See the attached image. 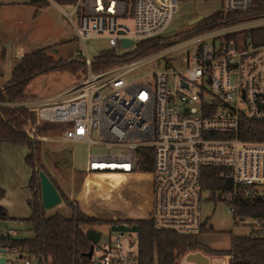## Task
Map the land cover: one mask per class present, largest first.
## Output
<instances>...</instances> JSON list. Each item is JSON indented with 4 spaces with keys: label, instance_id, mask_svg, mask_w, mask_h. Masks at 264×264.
<instances>
[{
    "label": "built area",
    "instance_id": "obj_1",
    "mask_svg": "<svg viewBox=\"0 0 264 264\" xmlns=\"http://www.w3.org/2000/svg\"><path fill=\"white\" fill-rule=\"evenodd\" d=\"M177 2L75 0L64 14L83 47L84 41L91 38H104L113 49L121 46V38H127L133 41V47L140 39L163 33ZM254 2L222 0V9L247 11ZM262 20L264 17L182 39L181 44H195L183 58V68H157L132 81L124 76L151 56L93 73L84 47L85 78L59 99L29 102L26 106L36 111L38 121L64 124L62 142L86 145L83 174L136 172L138 149L150 148L151 206L147 218L158 229L196 232L203 223V167L221 168V175L230 178L233 189L238 188L242 197L256 195L264 200V189H258L264 188V140L238 136L241 118L264 121V41L246 43L243 39L245 43L239 44L223 37L225 33L263 25ZM165 51L166 47L152 57ZM169 74L173 75L170 85ZM28 136L35 141L46 140V136L31 131ZM234 208V204L229 206L231 211ZM245 217L252 218L250 232L264 237V214L240 216L239 222L245 223ZM17 234L15 227H0L3 264H37L33 255L12 245L11 239ZM138 244L137 231H112L93 244L90 264H138ZM231 257L230 253L221 254L219 264H230Z\"/></svg>",
    "mask_w": 264,
    "mask_h": 264
},
{
    "label": "trees",
    "instance_id": "obj_2",
    "mask_svg": "<svg viewBox=\"0 0 264 264\" xmlns=\"http://www.w3.org/2000/svg\"><path fill=\"white\" fill-rule=\"evenodd\" d=\"M59 5H71L75 0H52ZM35 7L36 14L40 9L49 5V0H28ZM264 17V0H255L251 9L247 11H227L222 8L203 16L193 26L174 33H164L154 37L140 39L134 46L120 54L113 48H108L94 55L90 60L91 71H100L108 67L136 60L144 56L156 53L169 43V37H192L201 32L217 29L231 24ZM244 38H250L253 43L264 41V24L239 30ZM238 31L225 33L223 37L235 36ZM2 40L0 38V61ZM49 46L37 47L22 54L17 64L10 72V79L2 82L0 79V144L8 141L17 144H26L29 152L24 160L31 167V175L28 179V187L33 192V199L29 201L30 215L22 219H12L0 203V222L20 220L26 228L33 232L30 237H16L11 239L12 245L20 251H26L33 255L37 264H90L91 260L85 253L89 249L90 240L86 232L96 222H118L119 220L100 219L96 216L82 212L76 202L69 201L58 186L61 201L70 208V215L65 216L60 212L51 215L45 214V208L41 203L40 180L38 172L46 170L37 158L36 141L31 140L28 132L36 136H44L52 130L61 131L65 125L59 122L38 121L36 111L26 105H11L26 101L25 86L35 76L57 70H67L77 76L85 68L84 58L81 59H55L47 53ZM238 136L244 139L264 140V121L241 118ZM138 161L135 171L151 172L150 148L138 149ZM219 167L206 166L202 169L201 187L209 190L213 200H224L228 206H235L232 213L237 216L264 214V200L257 196L251 198L242 197L238 188L233 189L229 177L221 175ZM109 175L123 178V186L133 191L135 204L143 211L141 219H129L127 223L137 225L138 235V264H178V259L184 254L204 251L205 253L224 254L230 253V264H264V237H257L249 232L240 236H232V243L228 249H214L203 244L199 238L202 231L206 230L204 222L196 232L182 233L156 228L150 219L143 218L150 204L147 183L140 182L144 176L142 173L106 172ZM47 174V173H46ZM48 175V174H47ZM49 176V175H48ZM50 177V176H49ZM4 195V189L0 187V199ZM234 195V197H233ZM227 197H230L227 199ZM83 210H88L89 200L83 196L80 198ZM88 227V228H87ZM40 257V259H38Z\"/></svg>",
    "mask_w": 264,
    "mask_h": 264
},
{
    "label": "rangeland",
    "instance_id": "obj_3",
    "mask_svg": "<svg viewBox=\"0 0 264 264\" xmlns=\"http://www.w3.org/2000/svg\"><path fill=\"white\" fill-rule=\"evenodd\" d=\"M50 2L52 4L50 8H48L49 12H51L49 16L41 14L36 20L37 24H33L36 28L37 35L35 40L31 41L28 45L29 47H32L31 49L49 46L50 48H48L47 53L52 55L55 59L60 58L70 60L81 59V56L84 53V47L90 58L100 51L110 48L104 38L87 39L84 41L83 47L82 43L76 38L74 29L71 26L68 17L64 14L70 10L69 5H59L58 9L57 6L53 4V1L50 0ZM220 8H222V0H178L176 11L172 16L169 25L173 30L165 33V35H173L176 32L185 30L195 24H189V21L192 18L197 15L206 16ZM20 16L21 13H18L16 18L19 19ZM1 17L2 15L0 13V18ZM7 18L8 17H6V19ZM263 21L264 20H262V22ZM128 23H131V21L129 20ZM245 27L246 26L242 28ZM243 39L246 43L250 41V38H244L242 31H238L233 38V40L237 41L239 44L245 43ZM167 41H172V43L165 46L166 51L162 55L152 57L151 54L143 57L148 58L151 56L127 73L124 78L127 81H132L134 78L147 72H153L157 68L160 69L167 67L168 70H178L183 68L185 65L183 58L187 53L193 51L195 44H181V42L184 41L182 40V37H169ZM131 48L132 46H118L114 48V51L120 54ZM27 50L24 49L22 52L25 53ZM21 56L22 54L16 56L13 55L9 57V61L5 59L4 56V58L2 57L0 61V79L2 81L7 80L9 78L8 76H11L10 72L12 71V67ZM114 66L92 72L99 73L111 69ZM86 75V64L80 76H77V73L74 74L67 70H57L39 74L31 79L25 86V92L27 93L26 101L41 102L47 99H59L81 82ZM172 78L173 75L169 74V85ZM13 104L26 105V103H11V105ZM44 136H46V140L36 141L37 158L46 170V173L49 176L52 175L55 178V181H57L63 190H65L61 191L69 201H72L69 198L71 195H75L79 192L82 184L81 182H83L82 190L88 191V193L90 192L92 196L95 197V201L91 202L89 200L88 207L90 213L95 214L97 218L110 221L111 218L109 217L111 216L124 219H135L144 215L143 211L134 202L133 191L130 188L123 186V178L109 175L106 172H90L84 175L82 174L85 169L87 152L84 143L62 142L60 139V131L58 130H52ZM93 137H96L95 133ZM92 149L96 150L95 147H92ZM136 172L144 174V176L140 178V182L147 183L149 181V172ZM73 173L79 175L75 176L70 184V174ZM258 189L262 190L264 188L258 187ZM103 199L106 200L105 203H103ZM54 212H60L65 216H69L70 208L62 201L51 207L45 208L46 215H51ZM200 217L202 222H204L206 230L200 233L199 238L203 244L210 248L228 249L232 243V236L248 234L251 230V226L249 225L252 220L251 217H245V223H240V216H235L224 200H213L210 196L209 190L206 189H203L201 192ZM235 221L237 223H235ZM6 222H0V226L7 225ZM110 224L111 223L109 222H96L92 224L90 228L100 231V239L104 240L108 237V233L112 232L110 230ZM8 226L19 229L17 237H30L33 235V232L26 228L24 223L19 224L14 222ZM200 252L203 255L208 256V264H219L221 254L205 253L204 251ZM184 256L185 254L178 259V264H187Z\"/></svg>",
    "mask_w": 264,
    "mask_h": 264
},
{
    "label": "crops",
    "instance_id": "obj_4",
    "mask_svg": "<svg viewBox=\"0 0 264 264\" xmlns=\"http://www.w3.org/2000/svg\"><path fill=\"white\" fill-rule=\"evenodd\" d=\"M51 4L52 3L50 2L49 5L43 9H40L36 14H34L35 7L31 5L28 0H0V13L2 15L0 18V38L3 44V56L5 59L8 60L9 57L13 55H21L23 54L22 50H27L29 47L28 45L31 41L35 40L37 35L36 28L33 26V24H37L36 20L41 14L49 16L51 12H49L48 8H50ZM53 4L58 8L59 4L55 2ZM18 13H21L19 19L16 18ZM6 17L8 18L6 19ZM31 48L32 47H29L27 51L31 50ZM20 103H26L27 105L29 102L21 101L17 102L16 104ZM28 152L29 148L26 144H17L8 141H3L0 144V187L4 189V195L0 199V203L5 208L8 216L12 219H21L22 217H27L31 212L29 201H32L33 199V192L28 187V179L31 175V167L27 165L24 160V157ZM70 175L71 179L69 180V183L71 184V180L79 174L73 173ZM50 176L58 188L63 190L61 185L55 181V178L52 175ZM81 183L82 184L79 192L75 195H71L69 198L70 200L76 202L82 212L87 215L95 216V214L90 213L89 207L86 211L83 210L81 206L80 198L83 196H85L91 202L95 201V197H93L90 192L88 193V191L82 190L83 182ZM146 185L149 190L150 204L146 210V215L143 218H147L151 206L150 182L148 181ZM105 202L106 200H104V203ZM109 218L116 219L121 222L129 220L112 216ZM14 222L16 223L15 220H9L6 223L8 226Z\"/></svg>",
    "mask_w": 264,
    "mask_h": 264
},
{
    "label": "water",
    "instance_id": "obj_5",
    "mask_svg": "<svg viewBox=\"0 0 264 264\" xmlns=\"http://www.w3.org/2000/svg\"><path fill=\"white\" fill-rule=\"evenodd\" d=\"M202 17H203V15H197L196 17L192 18L189 21V24L191 25V24L196 23ZM172 30H173V28L171 26H168L163 31V33L165 34V33H168ZM120 45H121V47H130L133 45V41L131 39H127V38H121L120 39ZM2 56H3V44L1 47V59H2ZM17 63H15V64H17ZM15 64H14V66H15ZM13 67H12V69H13ZM0 73H1V68H0ZM8 79H10V77ZM7 80H4L2 82H5ZM38 176H39V180H40V196H41L42 206L44 208H48V207H51L55 204L60 203L62 200L61 195L59 194L57 188L53 184L50 177L43 170H40L38 172ZM110 230L111 231H132V232H135V231H137V225L135 223L130 224V225H125L124 223H121V222H112L110 224ZM100 236H101L100 231H97V230L92 229V228L87 230L86 237L91 242L89 245L88 251L85 253V255L88 258L91 257L92 250H93V244L99 240ZM38 259H40V257H38ZM185 260L188 262H194L195 264H208L207 256L203 255L200 251L187 253V255L185 256ZM3 263H4V258L0 257V264H3ZM92 264H100V263L95 262Z\"/></svg>",
    "mask_w": 264,
    "mask_h": 264
},
{
    "label": "bare ground",
    "instance_id": "obj_6",
    "mask_svg": "<svg viewBox=\"0 0 264 264\" xmlns=\"http://www.w3.org/2000/svg\"><path fill=\"white\" fill-rule=\"evenodd\" d=\"M7 76H8V74H7ZM9 77V76H8Z\"/></svg>",
    "mask_w": 264,
    "mask_h": 264
}]
</instances>
